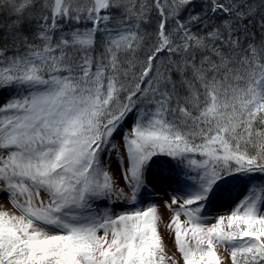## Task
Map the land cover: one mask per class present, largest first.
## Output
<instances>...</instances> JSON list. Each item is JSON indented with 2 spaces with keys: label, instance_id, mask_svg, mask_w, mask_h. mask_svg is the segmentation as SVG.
Listing matches in <instances>:
<instances>
[{
  "label": "snow or ice",
  "instance_id": "1",
  "mask_svg": "<svg viewBox=\"0 0 264 264\" xmlns=\"http://www.w3.org/2000/svg\"><path fill=\"white\" fill-rule=\"evenodd\" d=\"M257 175L264 0H0V264H264Z\"/></svg>",
  "mask_w": 264,
  "mask_h": 264
},
{
  "label": "rangeland",
  "instance_id": "2",
  "mask_svg": "<svg viewBox=\"0 0 264 264\" xmlns=\"http://www.w3.org/2000/svg\"><path fill=\"white\" fill-rule=\"evenodd\" d=\"M127 126L128 125H125V127ZM117 142L122 143L119 137H117ZM154 166L155 167L151 172V177H149V191L144 193V199L146 201L155 203L158 206V209H160L161 211L163 210V212L166 213V216L168 218L167 220L169 221L171 217V212L165 207V202L167 201L170 203L172 195L175 194L176 188L173 186L170 187L168 184L171 181L174 182L176 179L170 177L169 172L165 171L167 170L168 167L166 163L160 161L154 164ZM116 169H117V164L115 163V154H113L112 170L116 171ZM156 169L158 170L156 171ZM160 177H165V179H167L169 182L161 183L160 185V183H158L157 180V179L160 180ZM262 180H264V177H260L259 175L253 178L254 183H260ZM221 200L222 198L216 201V203L210 209V211H212L214 215L224 214L228 212L235 204V201L231 202L227 200L226 202H223L222 200L223 204L222 203L220 204ZM0 202H1L0 204H2L4 207L6 208L10 207L7 196L3 193H0ZM100 207L103 208L104 205L101 204ZM115 210L121 211L123 209L121 206H117ZM158 228L168 255L173 256L176 259H179V253L176 252L174 245L173 234L168 230V228L167 231H165V229L163 230L164 226H162L161 222H159ZM165 237L168 238L170 243L165 241ZM220 251L224 253L223 249H220ZM224 254L227 255V253ZM180 264H182V260H180Z\"/></svg>",
  "mask_w": 264,
  "mask_h": 264
},
{
  "label": "bare ground",
  "instance_id": "3",
  "mask_svg": "<svg viewBox=\"0 0 264 264\" xmlns=\"http://www.w3.org/2000/svg\"><path fill=\"white\" fill-rule=\"evenodd\" d=\"M158 169H156V171H157ZM165 171H167V170H165ZM169 176L170 177H172V178H174V179H177V177H176V175H175V173H169ZM149 177H151V176H149ZM158 180V183H160V185H161V183H165V182H169L167 179H165V177H160V180L159 179H157ZM171 185H173V183H172V181L171 182H169ZM234 193V191H232V193H231V195ZM229 199V197L227 196V195H225V197L223 198V201L224 202H226V200H228ZM2 202V201H1ZM0 202V203H1ZM159 215H160V217H161V220H160V222H161V224H162V226H164V228H163V230L165 229V231H167V227H166V225L168 224V218H167V216H166V213L165 212H163V210L161 211L160 209H159ZM165 241L166 242H168V243H170L169 242V240H168V238L167 237H165ZM221 252V251H220ZM223 255H225L223 252H221ZM224 264H229V261H227V260H225L224 261Z\"/></svg>",
  "mask_w": 264,
  "mask_h": 264
}]
</instances>
